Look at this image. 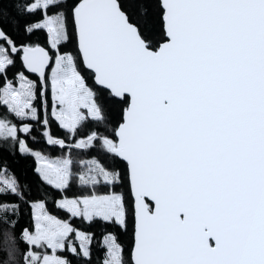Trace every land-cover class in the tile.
Wrapping results in <instances>:
<instances>
[{
  "label": "snow or ice",
  "instance_id": "6c2138e0",
  "mask_svg": "<svg viewBox=\"0 0 264 264\" xmlns=\"http://www.w3.org/2000/svg\"><path fill=\"white\" fill-rule=\"evenodd\" d=\"M69 253L264 264V0H0V264Z\"/></svg>",
  "mask_w": 264,
  "mask_h": 264
},
{
  "label": "trees",
  "instance_id": "16d2710c",
  "mask_svg": "<svg viewBox=\"0 0 264 264\" xmlns=\"http://www.w3.org/2000/svg\"><path fill=\"white\" fill-rule=\"evenodd\" d=\"M52 131L54 133L61 134V130L55 124H53ZM13 167L17 175L21 178V180L31 186L32 195L36 196L38 189V185H37L38 177L34 172V167H35L34 158L30 156L17 155ZM48 209L49 211L55 212V205L51 202V199L48 201ZM27 221H28V216L25 215L22 218V223H27ZM88 230L93 232H99V229L96 228L95 226H93L91 229ZM121 239L126 242V237L122 236ZM67 255L69 259L73 260V264H77V261L72 257L70 253Z\"/></svg>",
  "mask_w": 264,
  "mask_h": 264
}]
</instances>
